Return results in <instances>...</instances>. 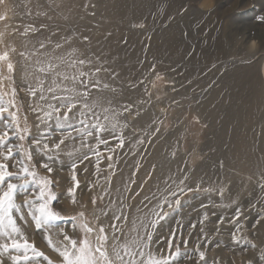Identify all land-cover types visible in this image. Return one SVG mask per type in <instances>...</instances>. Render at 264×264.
Returning <instances> with one entry per match:
<instances>
[{"label":"bare ground","instance_id":"bare-ground-1","mask_svg":"<svg viewBox=\"0 0 264 264\" xmlns=\"http://www.w3.org/2000/svg\"><path fill=\"white\" fill-rule=\"evenodd\" d=\"M15 1L18 3V9L31 11L33 16L28 17L29 22L25 28L22 25L17 31L14 29L17 28V23L23 19H14L13 22L16 23L11 27L7 24L0 25V33L3 34L2 40L5 46H11L12 42L16 41L20 45L21 51L31 54L34 50L39 49V44L43 41L46 48L40 49V52H47L52 56H66L72 49H77V55L83 53L92 59V68L102 67L106 69V71H101L98 74L102 83H107L110 86L109 89L104 90L102 95L111 98L114 106L118 109L121 105L133 106L129 114L133 116L137 114L138 116V121L132 122L133 125L130 126L127 123V127L123 128V146H113L115 143L112 141L114 144H110L112 147L109 150L111 151L102 158L103 171H100L99 174L93 173L94 183L93 181L92 183L94 185H96L98 176L99 185H105L104 177L111 175V192L103 202L97 199L95 207L89 204L94 196L99 197L101 187L94 186L91 190L89 189L88 177L92 171L89 165L83 166L84 169L87 168L85 179L88 188H86V198L81 197L80 193L77 200L78 205H85V209H83L86 210L91 219L94 220V215H100V210L106 207H111V210L117 213L123 208L129 222L127 224L117 223L123 224L124 231L128 232L132 220L153 218L151 210L155 209L156 205L166 198L163 194L165 191L173 193L172 191L181 189L182 186L187 189H211L212 191L214 183L219 184L216 187L224 189L229 182H241V180L245 183V187H248L244 178L264 182V130H254L255 127L264 125V110L262 109L264 107V65L262 66V81L259 77V65L256 63L254 66H248V69L243 68L236 72L234 79H227L231 82L227 81L226 88L208 92L205 95L208 97L205 102H198V96L183 95L186 101L189 100L187 103L193 102L192 107L199 117L205 116L204 120L209 122L211 126V138L206 145L209 154L205 162L195 168L187 166L183 170V166L189 157L177 152L172 158L169 149L170 138H166L163 142L162 140L159 141L162 136L160 133L147 148L146 154L152 152V158L144 160L145 155L144 158L142 157L146 145L140 141H143L144 138L146 141L149 136L145 129L157 126L158 122L162 123V116H167L168 111L166 110L168 102L162 101V97L159 98L162 96L160 90L158 91L150 85V80H153L152 67L157 68V71L163 70L166 76L172 78L174 74L172 75L170 71L178 64L182 65L183 63L195 73L206 66L202 59H198L194 55L188 61L182 58V55L188 54L193 46L196 47V55L206 52L224 54L228 41L225 39L227 37L225 25L220 24L219 20L222 14L213 12V19L210 17L202 18L192 12L181 14L182 8L190 0H46L47 4L44 0ZM34 16L37 20L34 19ZM171 17L174 19L172 24H169L167 22ZM162 23L166 25L163 28ZM43 24L46 26L44 29L40 28ZM93 24L96 25V28ZM30 25L32 26L30 27ZM197 26L199 28L195 30ZM25 29L29 31L27 35H22ZM32 29H35L36 33ZM143 29L146 30L145 38L141 36ZM11 32L12 35H9ZM184 32H188L186 39L182 37ZM195 33L197 34L195 35ZM198 35L204 37L199 39ZM84 37L88 39L85 41ZM263 40L264 31L256 27H252L248 31L245 30V32L242 31L238 35L239 44L244 50L249 51V53L246 52L247 55L257 48ZM56 43H61L63 47L53 51ZM144 46L145 49L147 47L145 52L143 51ZM237 46V42L231 46L232 52L229 55H240L242 49ZM261 46L262 44L259 48H262ZM260 52L259 49L258 53ZM47 58L46 56H33L31 61L20 59L19 65H21L22 73L25 69L31 72L36 59ZM215 78L214 73H212L202 81L195 82V84L199 85ZM146 87L149 89L144 90ZM111 89H115V92ZM93 94H96L95 89H93ZM220 113L221 117L218 116ZM120 120L121 123L128 122V115L124 113ZM36 123L38 126L32 133L36 138H41V134L46 137V133L54 129L61 130L55 127L54 119L46 124L37 119ZM134 126L136 129L141 128L140 134L136 132L137 130H131ZM154 131L152 130L150 133L154 134ZM120 135L119 130L115 133L107 131L102 134L108 140L114 136L119 140ZM73 136L75 135L73 134ZM52 139L58 142L60 138ZM44 142L50 141L44 139ZM71 147V141H65V145H62L64 151L57 156L62 159L61 162L69 160L64 153L71 150ZM167 147L169 150L166 152L165 148ZM49 155L52 153L47 154V156ZM109 155L112 156L111 161L107 159ZM195 157L197 158L196 154L192 159ZM110 163L113 165L111 169L108 168ZM136 166L138 167V174L134 175ZM154 167L156 168L155 171H153ZM61 178L65 179L64 176ZM146 180H149V183L145 185ZM182 180L184 181L183 184H181ZM132 181L136 182L133 184L136 191L140 185H143L140 194L133 199L128 193ZM62 185V188L65 185L66 189L73 187L65 181ZM197 186L199 187L197 188ZM241 187L245 191V187L243 188V185ZM82 189L85 190V188ZM249 189L251 188L249 187ZM236 190L239 191L238 193L241 191V189ZM231 198L221 201L220 208H227V205L231 204L229 203ZM109 199L116 201V204L110 206ZM215 206L217 205L215 204ZM156 210L159 211V209ZM207 212L204 211L203 213ZM101 219L105 226L111 223L108 218L101 217ZM262 225L258 234L264 240V223ZM206 227L203 229L202 236H208L206 235L208 234ZM28 228L27 232L36 247L53 262L59 263L62 258L59 257L58 253H52L53 249L50 247L46 249ZM149 230L154 234V229ZM53 239L55 240L57 237L53 236ZM156 241V236L153 235L152 247L154 250L161 251L155 248ZM162 254L165 255V253ZM42 264H47V262L42 261Z\"/></svg>","mask_w":264,"mask_h":264},{"label":"snow or ice","instance_id":"snow-or-ice-1","mask_svg":"<svg viewBox=\"0 0 264 264\" xmlns=\"http://www.w3.org/2000/svg\"><path fill=\"white\" fill-rule=\"evenodd\" d=\"M4 18L0 16V20ZM28 31L25 29L22 35H27ZM2 36L3 34L0 33V43H3ZM83 39L86 41L88 38ZM62 47L61 43H56L53 51ZM45 48V42L41 41L39 49L31 54L18 53L27 61H31L33 56L48 57L43 60L36 59L31 72L25 69L19 84L15 79L16 66L11 59V54L16 52L15 47L6 46V49L0 52V89H7L0 91V123L4 126L3 131H0V237L3 238L0 240V264H42V261L54 264L53 260L40 251L31 240L27 232L30 222L34 223L37 231L42 232L48 246L62 258L59 264H175L181 255L180 246L176 245L173 251L172 239H169L170 255L154 250L153 232L149 230L155 229L159 220L166 215L161 214L164 205L172 206L167 198L151 210L153 218L132 220L128 232L117 223L129 222L123 208L117 213L112 211L111 207L101 209L100 215H94L92 224L84 219L83 212L67 218L71 221L74 231L79 229V235L69 234L61 227L66 218L52 207V202L57 200L52 190L54 181L49 176L39 175L36 171L33 163V146L45 154L52 153L48 159L54 160L64 151L62 145H65V141H71V150L67 151L66 155L70 161L71 179L74 184L68 189L67 195L75 204L77 203L75 190L79 187L76 177L77 168L84 161L90 160L89 153H91L96 157V172L99 174L102 159L99 145L107 143L102 134L107 131L115 133L119 130L121 132L119 146H123L122 130L127 127V122L121 123L120 117L129 112L131 106L121 105L118 109L111 98L102 95L110 86L102 83L98 74L106 69L92 68L93 61L90 57L83 53L77 55V49H72L66 56H52L47 52H40V49ZM18 87L27 91L32 101L29 108L38 114L37 119L45 124L55 120V127L61 129L58 142L52 137H44L43 134L41 138L33 136L27 126L26 116L24 126H21L18 115L21 106L17 104ZM93 89L96 94H93ZM111 91L115 92V89ZM77 124L79 127L76 126ZM73 132L76 133L75 136ZM89 138L96 140L95 147L89 143ZM29 139L31 144L25 147L24 142ZM44 139L50 142H44ZM77 140L79 147H76ZM82 148L88 151L81 152ZM107 159L111 161L112 156L109 155ZM40 166L48 173L53 172V167L48 163ZM112 167L110 163L108 168ZM84 170L87 171V168ZM104 179L105 185H99V176L96 185H89L90 190L94 186L101 187L99 197L94 196L91 200L94 207L97 199L103 202L111 192V175ZM183 183L182 180L181 184ZM29 184L34 185L32 195L27 192ZM180 191L183 193L184 189L181 188ZM187 191L193 189L188 188ZM19 195L24 197L22 204L17 202ZM172 195L175 196V193ZM180 203V199L175 200L176 206H180ZM115 204L116 201L109 199L110 206ZM101 217L108 218L111 223L105 226ZM236 220H239V213ZM200 223L202 224L203 221ZM53 236L57 239L54 240ZM233 239H236L235 234ZM252 247L255 248L256 245L253 244ZM197 251L200 260L203 261L205 253L198 248ZM260 259L264 260V255H261Z\"/></svg>","mask_w":264,"mask_h":264},{"label":"rangeland","instance_id":"rangeland-1","mask_svg":"<svg viewBox=\"0 0 264 264\" xmlns=\"http://www.w3.org/2000/svg\"><path fill=\"white\" fill-rule=\"evenodd\" d=\"M44 1L47 4L46 0ZM17 6L18 3H16L15 0H0V16L5 17L0 20V25L7 24L11 27L16 23L13 22L14 19H23V21L17 23V28L14 30L17 31L22 25H24V28L26 27V24L29 22L28 17H32L33 15L31 11L20 10ZM187 12L197 14L202 18L210 17L212 19L214 18L212 15L213 12L222 14V17H220L219 20L220 24L223 26L225 25L224 29L227 36L225 39L228 43L225 53L221 55L213 54L211 52L196 55V47L194 46L188 54H183L182 58H185L184 60L186 61L194 55L196 58L202 59L204 64L206 63V66L196 73L183 63L182 65L178 64L171 69L170 72L172 75L174 74V77L172 78L166 76L163 70L157 71V68L155 67H152L151 69V72L153 73V80H150V85H152L154 89L158 91L160 90L162 96L159 98L162 97V101L168 102L166 107V110L168 111L167 116H162V123L158 122L157 126L145 129L148 132L147 135L149 136L146 141H144V138L142 142L146 145L143 150L142 157L145 155V158L143 157L144 160L152 158L153 155L151 151H149L151 153L146 154L148 150L147 148L151 144V141L160 133L162 136L159 141L162 140L163 142L166 138H170L169 149L171 150L170 156L172 158L177 152L183 153L184 156L187 155L189 157L183 166V170L187 166L195 168L199 164L205 162L207 155L209 154V151L206 150V145L208 140L211 138L210 123L204 120L205 116L199 117L198 113H196L192 107L193 102L190 101V103H187L189 100L186 101V98H184L183 95H188V97L198 96V102H205L208 98L205 97V95H207L208 92L226 88L225 84L228 83L227 81L231 82L227 79H234L236 72L241 71L243 68L248 69V66H254L255 63L259 65V77L262 80V66L264 65V40L260 43L262 44V48H259V44L258 47L253 49L248 55L247 53H249V51L247 52L244 50L242 45L239 44L240 42H238V35L242 31H248V29H251L252 27L260 28L264 31V19H261L264 18V0H190L189 3L182 8L181 14H185ZM91 16H93V14H91ZM34 19L37 20L36 16H34ZM173 19L174 17H171L167 23L172 24ZM31 26L32 25H30V27ZM41 26L42 27L40 28L43 29L46 27L45 24ZM93 26L96 28L95 24H93ZM165 26L166 25L162 23V28ZM198 28L199 27L197 26L195 30H198ZM34 33H36V31ZM196 34L197 33H195V35ZM9 35H12V32ZM141 36L143 38L146 37L145 29H143ZM182 37L186 39L188 37V32H184ZM197 37L201 39L204 36L198 35ZM256 41L258 42V39H256ZM236 42L238 45L237 47L242 49L240 51V55H229V53L232 52L231 46L236 44ZM15 43L17 44L15 45ZM10 47H15L16 49V52L11 54V59L14 61L16 66L15 79L16 83L19 84L23 73L21 65H19L20 59L22 58L18 55V53L23 51H21L20 45L16 41L12 42ZM5 49L6 46L4 43H1L0 52H3ZM259 49L261 50L260 53H258ZM143 51H147V47L145 49L144 46ZM212 73H214L216 77L214 80H209L199 85L195 84V82L202 81ZM145 89L148 90L149 87L144 88V90ZM4 90L7 89H0V91ZM17 93V104L21 106L20 112L18 113L21 126H24V117L26 116L27 126L30 128L31 133H33V130L38 126V123H36L38 114L32 112L29 108V104L32 103V101L27 91L21 90V87H18ZM5 99H8V97H5ZM131 108H133V106H131ZM262 109L264 110V107ZM5 115L7 116V114ZM126 115H128L129 121L127 123L129 126L133 125L132 122L138 121L137 114L133 116L132 114H129V112H126ZM218 116L221 117V113ZM76 126L79 127L78 125ZM3 127V123H0V131H3ZM131 130H137L136 132L140 134L139 130H141V128L136 129V126H134ZM152 130H155L154 134L150 133ZM254 130H264V125L255 127ZM64 131H67V129ZM60 133L61 130L54 129L53 131L47 132L46 137L60 138ZM73 134L76 135L75 132H73ZM103 138H105V136ZM89 140V143L95 147V144L97 143L96 140H92L90 138ZM105 140L107 141L106 144L99 145L102 158H104V155L106 156L107 153H109V150L106 149L112 147L110 144L115 143L113 146L120 147L119 140L115 136L110 137L109 140L105 138ZM112 141L114 143H112ZM24 143L25 147H28L31 144V140H26ZM77 147H79L78 142ZM169 149L167 147L165 148V151L167 152ZM86 151L88 150L85 148L81 149V152ZM64 154L66 155V153ZM195 154L197 155V158L195 157L192 159ZM89 155L90 160L84 161V163H82V165L80 164L76 170V177L80 182L79 187L75 190L76 200L79 198L80 193L81 197L86 198V188H88V185H86V172L83 167L84 165L90 166L92 173L90 177H88V183L89 185H94L93 173H96V157L92 156L91 153H89ZM33 156V163L35 164L36 171L39 175L49 176L54 181L52 190L56 194L57 200L52 202V207L66 218L65 221L62 222L61 227H63L69 234L79 235V229L77 228L74 231L71 226V221L67 218L77 216L78 213L83 212L85 214L84 219L90 224L94 223V220L91 219L86 210H84L85 205H78V200L77 203L73 204L71 198L67 195L68 188L66 189L65 185L64 188H62L63 181L70 186H73L74 184L71 179L72 170L70 167V161L63 160L64 162H61L62 159L58 157H55L54 160H49L47 154L35 149L34 146ZM19 158V155H17V159ZM102 161L103 160L101 159L99 165L100 171H103L102 169H104ZM14 162L15 161H13V163ZM43 163H48L51 167H53V172L48 173L46 169L42 168L40 165ZM216 167L223 168L221 166ZM137 169L138 167L136 166L134 175L138 174ZM155 169L156 168L154 167L153 171H155ZM59 174L61 177L64 176L66 180L62 179ZM244 180L246 182V186L248 187H245V183L241 180V182H229L227 187L224 189L216 187L219 186V184L214 183L212 187V191L214 192H212L211 189H193V191L189 192L185 186L181 187L184 189L183 193L180 189L172 191L175 193V196H173L171 192L165 191L163 194L166 196L168 201L171 202L172 206L169 207L167 204L164 205L162 215H166H164L162 220H159L156 228L154 229L155 232L153 235L156 236L157 240L155 248L160 249V252L165 253V255H170V252L168 251V242L169 239H172L173 251L175 250L176 245H179L181 249V255L175 261V264H249V262H251V264H264V260L260 259L261 255H264V240L261 239L260 234H258L260 230L259 228H261L264 223V187H262L264 186V182L261 180L256 182V180L249 178H244ZM250 180H252V183H249ZM148 183L149 180H146L145 185ZM133 184H136V182L134 181V183L131 184L128 191L131 199L137 197L143 189V185H140L136 191V188L135 190L133 188ZM242 185L243 188L245 187V191H243L241 187ZM249 187L251 189H249ZM82 188H85V190ZM33 189L34 185H27V192L29 195L33 194ZM236 189H241L240 193H238L239 191ZM80 190L82 191L80 192ZM227 196L232 197L231 202H229L231 204L227 205V208L222 209L220 208L221 201L229 198ZM23 199V195H19L17 197V202L22 204ZM176 199H180V206H176ZM215 204L217 206H215ZM89 205L94 207L91 202ZM204 211L208 212L203 213ZM237 213H239L238 221L236 220ZM185 218L187 219L185 220ZM201 221H203L202 224L200 223ZM257 221H259V223H257ZM119 225L123 227V224ZM206 225L208 226L206 227ZM204 227L207 228L208 234L206 235L208 236H202L203 232H201V228L204 229ZM29 228L30 231L37 236V240L40 241L46 249H48L49 246L47 241L43 238L42 232L35 229L34 223L30 222ZM234 234L236 237L235 240L233 239ZM1 239L3 238L0 237V240ZM185 241L187 242L186 244ZM253 244L256 245L255 248L252 247ZM197 248L199 251H203L205 253L203 261L199 258ZM52 253L55 254L56 252L52 250ZM54 264L59 263L54 262Z\"/></svg>","mask_w":264,"mask_h":264}]
</instances>
